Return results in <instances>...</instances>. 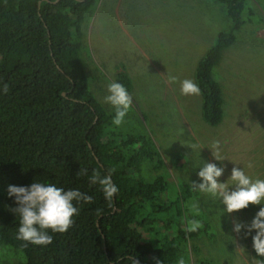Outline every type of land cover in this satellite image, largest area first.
Instances as JSON below:
<instances>
[{
    "label": "trees",
    "instance_id": "trees-1",
    "mask_svg": "<svg viewBox=\"0 0 264 264\" xmlns=\"http://www.w3.org/2000/svg\"><path fill=\"white\" fill-rule=\"evenodd\" d=\"M97 1L0 0V247L17 256L10 262L2 257L0 264H130L128 256L137 264H178L181 257L186 264L189 253L196 257L192 264H214L197 257L192 244L212 231L203 216L188 209L195 191L184 182L169 184L144 128L130 117V127L124 121L114 125L113 107H103L89 90L80 28ZM212 1L228 26L213 37L192 75L201 89L199 116L208 127L223 117L213 78L221 54L245 24L264 26V14L257 17L248 0ZM114 70L113 82L129 92L123 66ZM83 169L87 174L79 175ZM94 172L111 173L118 188L111 201L90 182ZM33 182L79 189L93 198L74 202L79 209L74 226L65 234L50 232L53 242L46 247L17 238L20 217L7 195L9 185ZM193 218L203 227L188 232Z\"/></svg>",
    "mask_w": 264,
    "mask_h": 264
},
{
    "label": "rangeland",
    "instance_id": "rangeland-1",
    "mask_svg": "<svg viewBox=\"0 0 264 264\" xmlns=\"http://www.w3.org/2000/svg\"><path fill=\"white\" fill-rule=\"evenodd\" d=\"M261 1L248 0L257 17L264 14ZM227 26L222 9L212 0H98L81 24L89 90L110 109L103 98L114 81L115 66H123L133 98L124 122L130 127V117L144 128L171 185L184 182L193 189V182H201L198 172L204 163L225 168L220 183L234 166L253 179H264L263 23L242 26L213 69L223 101L218 126L208 127L201 121L199 96L180 93V81L193 80L195 64L217 32ZM169 76L177 77V82L169 84ZM214 141L220 142L223 161L212 156ZM193 144L200 147L194 149ZM175 153L180 157L174 161ZM194 191L188 209L198 210L196 216H203L212 227L209 234L192 242L199 249L197 257L214 264H264L254 255L255 231L247 233L244 227L234 231L237 223L250 225L264 205L228 213L219 198ZM2 257L10 262L17 256L0 247ZM195 258L189 253L186 264Z\"/></svg>",
    "mask_w": 264,
    "mask_h": 264
},
{
    "label": "clouds",
    "instance_id": "clouds-1",
    "mask_svg": "<svg viewBox=\"0 0 264 264\" xmlns=\"http://www.w3.org/2000/svg\"><path fill=\"white\" fill-rule=\"evenodd\" d=\"M176 82L177 77H168L169 84ZM2 91L5 95L8 93L9 87L6 83L3 84ZM107 92L108 94L103 98L104 103L113 107L115 116L112 123L119 126L131 109L133 98L127 88L117 82L110 83ZM180 93L184 96H199L201 89L194 80L184 79L180 81ZM198 147L200 146L197 144L192 145L194 149ZM212 149L214 159L223 161L219 141L213 142ZM224 172V167H218L215 163H204L198 172L201 182L199 184L193 182V189L219 198L228 213L246 209L249 205H264V179H253L242 168L234 166L228 179L220 183L218 178L222 177ZM78 174H87V169L81 170ZM90 182L101 186L104 198L108 201H111L118 192L117 186L111 180V173L100 176L99 173L94 172ZM7 195L14 198L16 205L11 211L20 217L17 238L26 244L44 247L53 242L50 232L65 234L74 226V217L79 215V209L74 202H93L91 196L79 189L65 190L55 184L44 182H33L30 186L9 185ZM196 215H199L198 210ZM202 227V222L193 218L187 221L186 230L196 232ZM242 227L247 233L255 231L252 237L253 249L256 256L264 257V206L260 207L250 225L237 223L234 231L239 232ZM127 260L130 264H137L135 256H128ZM156 264H159V261ZM178 264H185L183 257L178 260Z\"/></svg>",
    "mask_w": 264,
    "mask_h": 264
}]
</instances>
